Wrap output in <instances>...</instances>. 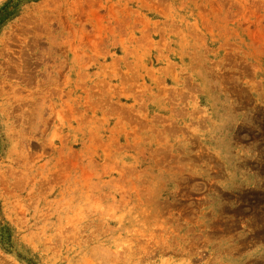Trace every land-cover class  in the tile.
Segmentation results:
<instances>
[{
    "label": "rangeland",
    "instance_id": "rangeland-1",
    "mask_svg": "<svg viewBox=\"0 0 264 264\" xmlns=\"http://www.w3.org/2000/svg\"><path fill=\"white\" fill-rule=\"evenodd\" d=\"M0 264H264V0H0Z\"/></svg>",
    "mask_w": 264,
    "mask_h": 264
}]
</instances>
